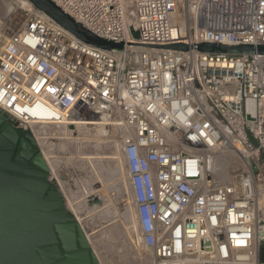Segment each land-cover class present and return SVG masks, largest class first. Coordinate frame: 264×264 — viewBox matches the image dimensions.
<instances>
[{"label": "built area", "instance_id": "obj_1", "mask_svg": "<svg viewBox=\"0 0 264 264\" xmlns=\"http://www.w3.org/2000/svg\"><path fill=\"white\" fill-rule=\"evenodd\" d=\"M51 1L100 39L132 44L83 43L32 4L17 31L0 19V114L54 162L66 141L56 130L108 126L138 231L123 240L143 264H264V55L135 45L171 44V5L188 46L264 45V0ZM218 155L226 181L208 167Z\"/></svg>", "mask_w": 264, "mask_h": 264}, {"label": "water", "instance_id": "obj_2", "mask_svg": "<svg viewBox=\"0 0 264 264\" xmlns=\"http://www.w3.org/2000/svg\"><path fill=\"white\" fill-rule=\"evenodd\" d=\"M81 42L119 54L132 43L103 40L51 0H27ZM170 45L135 44L208 54L264 55V45L179 40L175 8H168ZM135 39L139 33L132 30ZM101 204L100 199L90 205ZM264 258V253H262ZM0 264H100L60 184L29 131L0 114Z\"/></svg>", "mask_w": 264, "mask_h": 264}, {"label": "rangeland", "instance_id": "obj_3", "mask_svg": "<svg viewBox=\"0 0 264 264\" xmlns=\"http://www.w3.org/2000/svg\"><path fill=\"white\" fill-rule=\"evenodd\" d=\"M12 2L16 1L0 0V19L10 29L9 33L22 26L30 10L18 7L13 14H8ZM97 127L70 138L72 145L68 144L66 156L62 158L70 161H66L67 170L62 177L58 162L51 159L57 180L62 182L66 202L78 216L102 264H143L138 258L141 252L133 250L123 240L126 230L138 236L125 162L114 140L106 139L107 128ZM229 171L231 168L227 166L225 176H230ZM95 198L101 200L100 205H90V200Z\"/></svg>", "mask_w": 264, "mask_h": 264}, {"label": "bare ground", "instance_id": "obj_4", "mask_svg": "<svg viewBox=\"0 0 264 264\" xmlns=\"http://www.w3.org/2000/svg\"><path fill=\"white\" fill-rule=\"evenodd\" d=\"M15 1L16 2L10 3V6L8 8V14H13L18 9V7H22L23 9H24V7H27V8L28 7L29 8L32 7L31 3L29 1H27V0H15ZM90 126H94L93 128H95V126L96 127L97 126L98 127L99 126H103V128H107V131H109L107 125H104L102 123L101 124L100 123H97L96 121H94V122L93 121L92 122H87V121L71 122L70 123V126H67L65 128H61L60 130H56V132L58 133V135L60 136V138L66 139V141H61V143L59 145V149L61 151L60 153H62V156L60 157L61 158L60 160L62 161V163L64 162L66 164V166H67L66 161H70V160H67V159H63L62 160V158L66 156L65 153H66L69 145L70 144L72 145L73 139H70V138H72V136H75L76 133L85 134L86 132L92 131L93 128H90ZM40 146L42 147V151L44 153V156L48 160L49 166L52 169V178L54 180H56L60 184V187L62 188V191L64 193L63 184H62L61 181L57 180V175H56V171H55L56 168L54 167L53 163L51 162V158H55L53 156V153L48 149L49 148L48 145H46L44 142H40ZM60 160L58 162H60ZM229 162H230V160L228 158H226L225 156L218 155V156H216L214 158H211V160L209 161L208 167H209V169L211 171H214L217 174L218 178H222L220 180H225L226 181V180L229 179V175L228 176H225L226 173H227V166L229 165ZM60 166L61 165L58 164V172L59 173L61 171L60 169H63V168L65 169V166H62L61 168H60ZM60 176H63V175L60 174ZM65 198H66V196H65ZM67 207L76 216L78 222L80 223V221L78 219V216L75 214V212L73 211V209L70 208V205L69 204H67ZM81 226H82V224H81ZM82 228H83V226H82ZM84 232H85V234H86V236L88 238V235H87V233H86L85 230H84ZM88 240L90 242V239L89 238H88ZM90 244H91V242H90ZM94 252L96 253V251H94ZM96 255H97L98 259H99L100 264H102V261L100 260V257L98 256L97 253H96Z\"/></svg>", "mask_w": 264, "mask_h": 264}, {"label": "trees", "instance_id": "obj_5", "mask_svg": "<svg viewBox=\"0 0 264 264\" xmlns=\"http://www.w3.org/2000/svg\"><path fill=\"white\" fill-rule=\"evenodd\" d=\"M262 261H264V258L262 257Z\"/></svg>", "mask_w": 264, "mask_h": 264}, {"label": "snow or ice", "instance_id": "obj_6", "mask_svg": "<svg viewBox=\"0 0 264 264\" xmlns=\"http://www.w3.org/2000/svg\"><path fill=\"white\" fill-rule=\"evenodd\" d=\"M50 91H53V90L50 89Z\"/></svg>", "mask_w": 264, "mask_h": 264}]
</instances>
